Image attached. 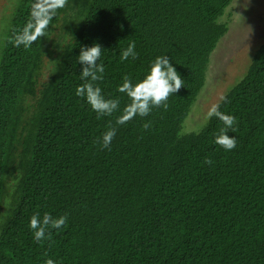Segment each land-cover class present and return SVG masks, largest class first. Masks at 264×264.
Masks as SVG:
<instances>
[{
	"label": "trees",
	"instance_id": "obj_1",
	"mask_svg": "<svg viewBox=\"0 0 264 264\" xmlns=\"http://www.w3.org/2000/svg\"><path fill=\"white\" fill-rule=\"evenodd\" d=\"M232 1L67 0L25 49L9 42L30 18L33 0H18L0 26V264H264V41L219 102L237 119L228 132L236 148L215 144L216 117L182 133ZM132 41L137 58L121 61ZM94 43L105 68L98 86L121 111L123 77L142 80L157 56L169 57L184 87L167 110L124 125L115 124L121 111L97 119L75 94L80 49ZM110 123L109 150L99 140ZM34 213L68 220L36 242Z\"/></svg>",
	"mask_w": 264,
	"mask_h": 264
},
{
	"label": "clouds",
	"instance_id": "obj_2",
	"mask_svg": "<svg viewBox=\"0 0 264 264\" xmlns=\"http://www.w3.org/2000/svg\"><path fill=\"white\" fill-rule=\"evenodd\" d=\"M66 4L67 0H33L30 18L21 30L13 29V37L9 42L14 43L16 47L23 45L25 49L29 48L39 38L45 36V30L56 16L57 11L64 8ZM135 49V41L130 42L128 47L121 52V61L128 60L129 57L136 59L138 54ZM102 50V46L98 43H94L90 47H81L78 62L82 65L80 78L84 82L75 89L76 96L86 99L91 109L97 113V119L112 116L115 112L121 111L120 99L106 98L97 83L104 79V65L98 63ZM182 87H184V80L170 63L169 57L167 55L157 56L142 80L133 83L130 76L125 75L123 77L122 84L118 86V92L126 94L129 103L123 107L121 114L115 120V124L124 125L136 116L146 117L150 115L153 108L163 107L167 110L168 98L179 92ZM226 100V96L222 95L220 97V101L224 102ZM207 117L209 119L216 117L223 124V127L215 134V144L225 151L235 149L237 140L234 136H229L228 132L230 129L233 132L236 131L237 119L220 111L219 103L210 106ZM151 127L152 121L150 120L142 125L143 130H148ZM116 132V127L110 123L108 130L103 133L102 138L99 140L103 149L110 150ZM203 163L213 165V160L206 157ZM67 220V215L56 218L49 213H45L41 219L39 213H34L30 219L29 228L33 232L34 240L42 243L45 240H52L50 229L59 230L65 227ZM44 264H56V262L48 258L44 261Z\"/></svg>",
	"mask_w": 264,
	"mask_h": 264
},
{
	"label": "rangeland",
	"instance_id": "obj_3",
	"mask_svg": "<svg viewBox=\"0 0 264 264\" xmlns=\"http://www.w3.org/2000/svg\"><path fill=\"white\" fill-rule=\"evenodd\" d=\"M18 0H0V26L15 8ZM220 21L227 24V32L210 54L205 84L192 104L182 133L199 132L207 124L210 106L220 102L246 75L254 54L264 41V0H233ZM2 33L0 32V43ZM52 68L45 59L42 75L46 78Z\"/></svg>",
	"mask_w": 264,
	"mask_h": 264
}]
</instances>
